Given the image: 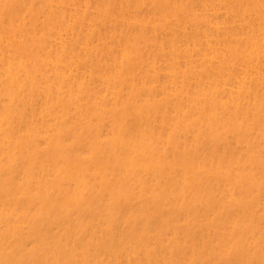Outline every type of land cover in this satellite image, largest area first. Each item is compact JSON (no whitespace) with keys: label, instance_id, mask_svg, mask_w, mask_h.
I'll use <instances>...</instances> for the list:
<instances>
[{"label":"rangeland","instance_id":"374dc122","mask_svg":"<svg viewBox=\"0 0 264 264\" xmlns=\"http://www.w3.org/2000/svg\"><path fill=\"white\" fill-rule=\"evenodd\" d=\"M235 1L238 0L232 2L231 0H0V56L3 54V57L5 56L7 59L5 61V58H0V62L3 59V63H7V61H12L14 57L17 63L22 64H18L17 67L15 62L13 66H16V69H24V67L27 70L30 69V76L28 71L23 74L22 69L19 70L20 72L15 69L20 74L21 81L24 80L21 83L24 84L25 80L30 81L26 82L27 85L33 83L31 87L30 84L25 87L24 85H10L9 82V86L17 87V94L18 92L21 93L15 95V91L11 92L14 88H10L8 85L7 87L3 86V80L6 79L7 81L6 70H4L7 64L5 63L4 66L3 63H0L4 66L2 67L3 70L0 68V76L3 78V80L0 78V113L7 116V112L9 115L14 112L12 115H19L22 123L26 116V119L31 118L30 120H32L34 118V121L35 117L32 114L34 115L36 110L39 112L40 109V112L37 113L40 120L35 115L37 116L36 123L37 120L40 121L38 123H41V121L51 119L55 123L50 121L49 123L53 125L50 126L57 129L55 135V129H48L50 127L48 121L47 124L44 122L45 126H41L43 123L41 125L37 123V125L34 123L35 121L29 126L28 123L32 121L27 119L23 123L24 126L20 124L24 129L21 127L23 129L21 130L22 134L20 132L21 135L18 134L17 137L26 136L27 139H24L23 136L19 141L23 143L26 140L28 143L25 141L26 143L24 142V146H22L23 144L20 143V145L17 142L16 151L12 150L15 153L14 158L10 160L4 157L5 155L0 151V180L2 181L4 178L0 182L1 185L11 183L9 186L14 187L17 191H21L29 184L32 186H28L30 188L27 191V187L24 189V193H30L28 200L22 198L23 201L21 202V197L27 195L23 194L24 190H22L20 192V194L22 193L21 197L18 198L19 203L16 199L20 194L16 193L17 195L14 196L16 199L13 198L14 202H17L15 205L12 206L9 203L5 207L0 206L2 214L3 210L6 211L2 217L3 222H1L4 223V226L0 227V231L11 230L8 233L5 230L3 237L0 234V246H2L0 264H264V30H262V27L264 28V0H256L258 3L262 2L259 3L261 6L255 2L256 5L254 0H242V3L241 0L237 3ZM249 1L250 3H248ZM243 2H246V5L244 3L245 7ZM246 12L252 15L249 16ZM202 14L203 16L206 15L204 18L206 17V20L210 22L198 16H202ZM200 18L207 23H204ZM194 20L198 23L203 21L201 22L202 26L200 23H194ZM252 22L258 24L254 25ZM228 30L233 32L235 30V32L229 34L231 31ZM208 31L212 36L209 35ZM220 32L222 34L224 32L226 35H222ZM194 36L195 39H193ZM230 42L234 43L233 47V43ZM203 43H206L205 46L207 47ZM260 43H263V46L260 47L262 45ZM59 44L60 47H58ZM240 44L244 47H241ZM170 47H173L171 52ZM176 47H179L180 50ZM255 47L260 48H258V52H255L257 49ZM198 50L200 55L196 54L197 56H195ZM61 55L64 56L61 57L62 60H65L66 55L67 61H72L68 63L63 60L64 62H62L60 60ZM256 55L257 57L260 56L256 59ZM225 58L230 63L227 64ZM74 60L79 65L74 64ZM252 60H254V64ZM192 62L196 64L194 65ZM67 63L70 65L68 69ZM56 66L64 69L57 67L60 71L62 70L59 72L56 70ZM50 67L55 69L51 70ZM239 67L241 68L239 69ZM235 68L239 70L237 71ZM68 70L70 71L67 75ZM188 70L191 71L187 72ZM240 70L246 73L249 71V74L247 75ZM72 71L73 73H70ZM250 71H255L256 75ZM59 73L63 75L61 76ZM250 74L251 76H249ZM3 75L6 77L4 78ZM261 76L263 77L261 78ZM24 77L27 79H23ZM70 77L73 78L72 82ZM32 78H38L36 81L39 86ZM77 79L80 81L77 82ZM231 79L234 82H231ZM51 80L52 82L55 81L57 87L52 88L56 85L50 84ZM69 83L70 85H66ZM73 83L76 84L75 86L78 85L76 90L85 86L82 89L84 92L81 91V94V92L73 90L76 88ZM206 83H209V86ZM220 83L224 87L218 86ZM204 84L209 89H206L208 87ZM230 84L233 89L229 87ZM233 84L238 87V91L235 90ZM255 84L260 87H256ZM46 85L48 88L45 87ZM48 85L50 89L52 88L50 91L53 90V94L47 91ZM169 85L172 86V92L167 88V86L170 88ZM242 85L248 87H245L243 92L239 90L240 87H244ZM40 86L44 88L41 89ZM70 86L75 91V97L70 95L71 93L74 95L73 91H69V96L64 95ZM212 86L214 87L212 88ZM22 87L29 90L21 89ZM61 87L63 90L66 87L68 89L64 92L63 90L57 91ZM36 88L38 91L40 89L45 91L47 88L48 93L39 91L44 98L40 97L41 94L36 93ZM31 89L35 91H31ZM55 89L56 91H54ZM224 89L225 92H223ZM249 89L250 91L254 89L253 92L257 96L251 93L252 91L249 92ZM174 91L179 95L173 94ZM219 91L223 98L220 97L221 99L216 100L215 95L218 94V98ZM33 92L34 94H32ZM8 93L13 94L11 99ZM170 93L174 96H171ZM214 93L216 94L212 95ZM226 93L228 94L226 95ZM53 95L56 97L62 95L61 99L63 98V100L53 97ZM259 95L260 98H258ZM63 96H66L67 100ZM45 97H48V100H50L49 97L53 98L51 100L54 102L48 101V105L45 103L47 101L44 102ZM248 97L249 100L246 99ZM35 99L38 102H32ZM256 99H259V102H256ZM39 100H42L44 104ZM220 100L223 101L220 102ZM16 101L18 102L16 104L19 105H10L15 104ZM59 101L67 109L63 105L60 106ZM242 101V105L239 104ZM253 102L257 103V107L254 106L256 104ZM32 103H38L39 107L32 109ZM145 103L153 105L150 106ZM245 103L249 111L245 110L247 107L244 109L241 107L243 104L246 106ZM52 104L54 105L52 106ZM140 104L143 108L141 107L139 110ZM235 104L239 106L235 107ZM45 105L52 109L49 108L44 111ZM14 106L16 107L12 111ZM147 106L149 107L147 108ZM54 107L57 108L56 112H62L64 117L57 114L55 110L51 112L55 109ZM251 107H255V110ZM212 108L216 113L212 111ZM259 108L263 112L255 113L256 110L260 112L258 111ZM145 109L147 110L145 111ZM148 109L150 110L148 111ZM65 110L67 111L65 112ZM230 110L235 111L231 112ZM18 111L19 113H17ZM25 111L26 113H23ZM41 111L48 113L42 117L44 112L41 113ZM28 112L31 117L27 115ZM20 113L23 114L20 115ZM53 113H56L57 116L54 117ZM22 116L25 117L22 118ZM153 116L155 119L152 118ZM60 118L61 123H57ZM150 118L151 120L154 119V122L156 120L155 126L154 122L148 120ZM146 120L147 122H145ZM55 124H60V127L57 126L59 127L57 128ZM144 125L147 128H151V126L155 128L151 129V132L150 129L147 130L146 128L145 133L143 129L144 132L141 130V127L145 128ZM28 127L31 130L34 127L35 130L29 131ZM27 130L31 135L36 133V136L30 137ZM127 130L131 131L128 133ZM139 131L140 133H138ZM147 131L149 132L147 133ZM130 134L132 136L141 134L140 137L137 136L139 139L148 134V138L145 137L146 141L143 139L144 141L139 142L137 137H135L136 139L132 137L135 141L131 142L133 139L129 136ZM128 141L131 142L130 148L133 146L137 148L133 147L134 157H140L144 165L140 164L142 166L138 167L141 160L133 157L132 148L131 154L128 151L129 154H121L123 150L120 151V149L125 146L128 147ZM33 143H36L35 147ZM140 145L144 147L143 149L141 146L144 152L146 150L147 155L143 153ZM36 147L37 151L40 150V152L36 151ZM125 151L126 148L123 152ZM142 153L145 156L142 157ZM38 155L40 156L38 157ZM124 155L127 157L130 155L128 158H133L134 160L131 159V161L135 162V166L136 163L138 165L135 168H139V170L132 169L134 171H131V177L126 173L130 172L128 169H131L133 164H129L130 159L125 158ZM117 156H120V160L121 157H124L127 159L125 161L129 162L126 163L128 169L125 168L127 172L122 170L126 165L121 164L125 163L124 160L120 162L121 167L117 166L120 161H118ZM51 157H53L52 161ZM115 157L118 162H116ZM147 157H149L148 160ZM18 159L20 163L17 161ZM37 161L39 163H36ZM115 162L117 168L114 165ZM155 164L159 165L160 168H158L159 166L156 167ZM112 165L113 167H111ZM129 165H131L130 168ZM146 165L150 170L148 169L149 171L145 173L141 167L146 168ZM12 166L13 169H15L14 167L17 169L13 170ZM74 166L76 167L74 168ZM72 167L77 170L78 176L80 169L84 171L85 174H82L83 171L81 172V179L80 177L78 179L76 174L73 175V171L77 172L76 170L72 171ZM64 168H66V172L62 174ZM18 169H21L19 170L20 173H18ZM11 171L16 178L11 175L13 174ZM103 172L106 173L105 176ZM43 173L46 176V173L50 174V176L48 175L49 181ZM60 173L61 178L63 176L61 181L62 183L64 181V186L68 190L75 188L72 190L76 193L74 195H77L72 198V194H70L71 196L68 194L67 197L72 199L66 198L67 202L70 200L69 203L65 202L67 205L64 203L65 200H59L63 198L57 196L60 193L56 192V188H49L51 180ZM86 173L92 177L89 176L87 179ZM135 173L138 175V179ZM27 176L33 183L29 182ZM39 176L41 180L44 176V181L45 179L46 182L48 181V187L43 184L45 182L42 183L45 189L42 188L41 184L39 185V182L42 181L36 182L40 180ZM74 176L78 180H82V177L85 179L83 178L82 182H76ZM13 177L17 182L12 181ZM61 178L57 179L60 180ZM132 179L136 180L133 181ZM54 180L56 179L54 178ZM68 181L74 185L71 187L69 183L67 186ZM75 183H78V187ZM81 183L84 186L86 183L89 185L91 183V185L84 187ZM23 184L25 187H22ZM15 185H18V188L20 185L22 189L21 187L20 189L16 188ZM80 185L83 186L80 188L84 190L76 189ZM76 190L81 191L77 194ZM71 191L70 193H72ZM33 193H36L35 196ZM31 196L36 198L33 197L34 199H32ZM102 197L103 199H101ZM152 197L153 199H151ZM49 198L51 199L48 200ZM73 203L74 206H71ZM66 207L68 208L66 209ZM187 207L188 209H186ZM17 209L19 210L17 211ZM10 212L17 216L14 214L10 216ZM8 218L11 221L7 220ZM13 220L16 222L13 223ZM11 222L17 226H13ZM9 224L16 228V233L14 228L10 229ZM9 233H11L12 238L5 239L7 235L10 236ZM27 241L30 242L27 243ZM5 250L6 252H4ZM10 255L13 257L11 258Z\"/></svg>","mask_w":264,"mask_h":264},{"label":"bare ground","instance_id":"6f19581e","mask_svg":"<svg viewBox=\"0 0 264 264\" xmlns=\"http://www.w3.org/2000/svg\"><path fill=\"white\" fill-rule=\"evenodd\" d=\"M199 1H200V0H199ZM202 1H204V0H202ZM217 1H218V0H217ZM232 1H234V0H231V2H232ZM238 1H239V0H238ZM238 1H237V2H238ZM259 1H260V0H259ZM261 1H263V0H261ZM222 2H224V1H222ZM225 2H226V1H225ZM227 2H228V1H227ZM235 2H236V1H235ZM237 2H236V3H237ZM255 2H257V1L254 0V3H255ZM233 3H234V2H233ZM241 3H242V0H241ZM244 3H245V5H246V2H243V5H244ZM248 3H250V1H249ZM252 3H253V2H252ZM252 3H251V5H252ZM259 3H260V2H259ZM259 3L257 2L258 5H260L262 2H261L260 4H259ZM263 3H264V2H263ZM201 4H202V2H201ZM229 4H230V3H229ZM255 4H256V3H255ZM257 4H256V5H257ZM44 5H45V4H44ZM44 5H43V7H44ZM219 5H220V4H219ZM245 5H244V7H245ZM263 5H264V4H263ZM199 6L201 7V5H199ZM227 6H228V5H227ZM240 6H242V5L240 4ZM240 6H239V7H240ZM247 6H249V5H247ZM260 6H261V5H260ZM224 7H225V6H224ZM233 7H234V6H233ZM237 7H238V6H237ZM239 7H238V8H239ZM257 7H258V6H257ZM262 7H263V6H262ZM193 8H194V7H193ZM205 8H206V7H205ZM235 8H236V5H235ZM252 8H253V7H252ZM260 8H261V7H260ZM21 9H22V8H21ZM225 9H226V8H225ZM41 10H42V9H41ZM205 10H206V9H205ZM207 10H208V9H207ZM236 10H238V9H236ZM247 10H248V9H247ZM255 10H257V9H255ZM194 11H195V9H194ZM201 11H202V10H201ZM240 11H241V10H240ZM251 11H252V10H251ZM236 12L238 13V11H236ZM236 12H235V13H236ZM249 12H250V11H249ZM249 12H246V13H247L249 16L252 15V14H249ZM259 12H260V11H259ZM199 13H200V12H199ZM242 13H243V11H242ZM246 13H245V14H246ZM262 13H263V12H262ZM91 14H92V13H91ZM31 15H32V14H31ZM88 15H89V14H88ZM192 15H193V14H192ZM229 15H230V14H229ZM242 15H243V14H242ZM258 15H259V13H258ZM194 16H195V14H194ZM196 16H197V15H196ZM198 16L204 18V16H206V15L203 16V14H202V16H200V15H198ZM198 16H197V18H198ZM197 18H195V19H197ZM256 18H257V17H256ZM260 18H261V14H260ZM200 19H201V18H200ZM204 19L206 20V17H205ZM239 19L241 20L240 16H239ZM248 19H249V18L247 17V20H248ZM201 20H203V19H201ZM226 20H227V19H226ZM229 20H230V19H229ZM247 20H246V21H247ZM261 20H262V19H261ZM261 20H260V21H261ZM194 21H195L194 23H196V24H199V23H200L201 26H202V23H201V22H203L204 20L201 21V22L199 21V23L196 22V20H194ZM206 21H209V20H206ZM206 21H204V23H205ZM241 21H242V20H241ZM255 21H256V20H255ZM263 21H264V20H263ZM209 22H210V21H209ZM238 22H239V21H238ZM206 23H207V22H206ZM212 23H213V22H212ZM220 23L223 24L222 22H220ZM239 23H240V22H239ZM252 23H253L254 25H257V24H258V23L255 24L254 22H252ZM252 23H251V24H252ZM214 24H215V23H214ZM224 24H225V23H224ZM259 24H260V23H259ZM191 25H192V24H191ZM203 25H204V24H203ZM210 25H212V24H210ZM231 25H232V23H231ZM260 25H261V24H260ZM205 26H206V25H205ZM205 26H204V27H205ZM212 27H213V26H212ZM255 27H256V26H255ZM261 27H262V26H261ZM261 27H260V30H261ZM188 28H189V27H188ZM201 28H202V27H201ZM250 28H251V27H250ZM204 29L206 30V28H204ZM204 29H203V30H204ZM213 29H214V28H213ZM216 29H217V28H216ZM216 29H215V31H216ZM218 29H219V28H218ZM248 29H249V28H248ZM12 30H13V28H12ZM220 30H221V29H220ZM220 30H219V31H220ZM232 30H233V29H232ZM245 30H247V29H245ZM262 30H264L263 27H262ZM262 30H261V31H262ZM206 31H207V30H206ZM228 31H231V30H228ZM232 32H233V31H231V33H229V32H228V33H229V34H234L235 30H234L233 33H232ZM186 33H187V32H186ZM195 33H196V32H195ZM198 33H200V32H198ZM208 33H209V31H208ZM220 33L222 34V32H220ZM226 33H227V32H226ZM245 33H247V31H245ZM263 33H264V31H263ZM201 34H202V33H201ZM201 34H200V35H201ZM203 34H204V33H203ZM203 34H202V35H203ZM223 34H224V32H223ZM223 34H222V35H223ZM229 34H228V35H229ZM236 34H237V33H236ZM188 35H189V34H188ZM209 35L212 36L211 33H209ZM209 35H208V36H209ZM224 35H226V34H224ZM239 35H240V34H239ZM15 36H16V35H15ZM138 36H139V35H138ZM195 36H196V34H195ZM195 36H194L193 39L196 38ZM213 36H214V35H213ZM219 36H220V35H219ZM231 36H232V35H231ZM231 36H230V37H231ZM236 36H238V35H236ZM241 36H242V35H241ZM262 36H263V35H262ZM192 37H193V36H192ZM204 37H205V36H204ZM221 37H222V36H221ZM232 37L235 38L234 36H232ZM197 38H199V37H197ZM202 38H203V37H202ZM211 38H212V37H211ZM225 38H226V37H225ZM240 38H241V37H240ZM252 38H254V37L252 36ZM256 38H257V36H256ZM263 38H264V36H263ZM203 39H204V38H203ZM206 39H207V38H206ZM213 39H215V38H213ZM213 39H212V41H213ZM242 39H243V38H242ZM188 40H189V39H188ZM198 40H199V39H198ZM200 40H202V39H200ZM204 40H205V39H204ZM209 40H210V39H209ZM223 40H224V39H223ZM228 40H229V39H228ZM237 40H238V39H237ZM245 40H246V39H245ZM261 40H262V39H261ZM196 41H197V39H196ZM225 41H226V40H225ZM225 41H224V43H225ZM229 41H230V40H229ZM243 41H244V40H243ZM39 42H40V41H39ZM191 42H193V41H191ZM197 42H199V41H197ZM205 42H206V41H205ZM208 42H209V41H208ZM210 42H211V41H210ZM213 42H214V44H215V41H213ZM226 42H227V41H226ZM194 43H196V42L194 41ZM199 43H200V42H199ZM222 43H223V42H222ZM230 43L232 44L233 42H230ZM237 43H240V42H237ZM244 43H245V42H244ZM250 43H251V42H250ZM250 43H249V44H250ZM60 44H61V43H60ZM60 44H59L58 47H60ZM175 44H176V42H175ZM175 44H174V45H175ZM177 44H178V43H177ZM187 44H188V43H187ZM201 44H202V42H201ZM205 44H206V43H205ZM205 44L203 43L204 46H205ZM209 44H210V43H209ZM247 44H248V43H247ZM260 44H262V45H260V47L263 46V43H260ZM61 45H62V44H61ZM169 45H170V44H169ZM172 45H173V42H172ZM194 45H195V44H194ZM194 45H193V46H194ZM233 45H234V43L232 44V47H233ZM235 45H236V43H235ZM252 45H254V44H252ZM256 45H257V44H256ZM39 46H40V45H39ZM63 46H64V45H63ZM170 46H171V45H170ZM178 46H179V44H178ZM185 46H186V44H185ZM197 46H198V44H197ZM209 46H210V45H209ZM240 46H241V44H240ZM254 46H255V45H254ZM183 47H184V46H183ZM199 47H200V44H199ZM199 47H198V48H199ZM205 47H207V46H205ZM214 47H215V46H214ZM236 47H237V46H236ZM241 47H244V46L242 45ZM251 47H252V46H251ZM39 48H40V47H39ZM140 48H141V47H140ZM170 48H171V50H170V52H171L172 49H173V47H170ZM176 48H179V47H176ZM188 48H189V47H188ZM191 48H193V47H191ZM196 48H197V47H196ZM245 48L247 49L248 47H245ZM252 48H254V47H252ZM255 48H257L255 52H258V48H259V47H255ZM61 49H62V48H60V50H61ZM228 49H229V48H228ZM239 49H240V48H239ZM248 49H251V48L249 47ZM259 49H260V48H259ZM62 50H63V49H62ZM179 50H180V48H179ZM194 50H195V48H194ZM203 50H204V49H203ZM217 50H218V49H217ZM261 50H262V49H261ZM42 51H43V50H42ZM195 51H196V50H195ZM237 51H238V50H237ZM239 51H241V50H239ZM62 52H63V51H62ZM62 52H61V53H62ZM174 52H175V51H174ZM193 52H194V51H193ZM246 52H247V51H246ZM246 52H245V54H247ZM250 52H252V51H250ZM253 52H254V51H253ZM255 52H254V53H255ZM5 53H6V52H5ZM177 53H178V52H177ZM199 53H200V52H199V50H198V53H195V56H197ZM225 53H226V52H225ZM241 53H242V52H241ZM260 53H261V52H260ZM175 54H176V53H175ZM196 54H197V55H196ZM211 54H212V52H211ZM211 54H210V55H211ZM229 54H230V53H229ZM233 54H234V53H233ZM243 54H244V53H243ZM173 55H174V53H173ZM199 55H200V54H199ZM210 55H208V56H210ZM230 55H231V54H230ZM240 55H241V54H240ZM1 56H2V57H1ZM1 56H0V58H5V56L3 57V54H2ZM6 56H7V55H6ZM10 56L12 57V55H10ZM205 56H206V55H205ZM236 56H237V55H236ZM259 56H260V55H259ZM259 56H258V57H259ZM11 57H10V58H11ZM37 57H38V55H37ZM61 57H64V56H62V55L60 56V60H61L62 62H64L65 60H66V61L68 60V59L66 58V55H65V60L63 59L64 61L62 60ZM180 57H181V56H180ZM198 57H199V56H198ZM211 57H212V56H211ZM211 57H210V58H211ZM221 57L223 58V56H221ZM247 57H248V56H247ZM258 57H257V55H256V59H257ZM8 58H9V55H8ZM182 58H183V57H182ZM234 58H235V57H234ZM11 59H12V58H11ZM11 59H10V60H11ZM16 59H17V58H16ZM69 59H70V58H69ZM201 59H202V58H201ZM226 59H227V58H225V60H226ZM235 59H236V58H235ZM239 59H240V58H239ZM256 59H255V61H257ZM1 60H2V61H1L0 63H3V59H1ZM4 60L6 61L7 59L5 58ZM13 60H14V62H13ZM17 60H18V59H17ZM222 60H223V59H222ZM258 60H259V59H258ZM260 60H261V59H260ZM260 60H259V61H260ZM52 61H54V60H52ZM52 61H51V62H52ZM71 61H72V60H70L69 62L67 61V62L70 63ZM76 61H77V59H76ZM202 61H203V59L201 60V62H202ZM230 61H231V60H230ZM240 61H241V59H240ZM253 61H254V60H252V62H253ZM259 61H258V62H259ZM263 61H264V60H263ZM15 62H16V60H15L14 57H13L12 61H7V63L5 62L7 65H6L5 63H3L4 66L6 65L5 67L2 66V64H0V65H1V67H0L1 69H2V67L6 68V69H4V70H6L5 72H6L7 77L4 76V75H3V76H4V78L6 77V78H7V81H8V83H7L6 79L3 80V78L0 76L1 80L4 81V82H3V83H4L3 86H4V87H7V85L9 86V82H10V85H12V84H14L15 86H17V85H24L25 87H27V86L30 84L29 86L31 87V86L33 85V83H32V84L29 83V84L27 85L26 82H30V81H28V80H27V81L25 80V83H24V84L21 83V82H24V80L21 81V76H20V74H18V72H20L19 70H21L22 68H21V69H18V68L16 69V66H17L18 64H19V65H22V64L17 63V62L15 63ZM46 62H47V61H46ZM51 62H50V63H51ZM54 62H55V61H54ZM59 62H60V61H59ZM193 62H194V61H193ZM193 62H192V63H193ZM228 62H229V61H228V59H227L226 63L228 64ZM238 62H239V61H238ZM250 62H251V61H250ZM250 62H249V64L252 63V62H251V63H250ZM14 63L16 64L15 67L13 66ZM52 63H53V62H52ZM55 63H56V62H55ZM55 63H54V64H55ZM65 63H66V62H65ZM68 63H67V64H68ZM73 63H74V64H78V63H75V60L73 61ZM182 63H183V62H182ZM184 63H185V62H184ZM187 63H188V62H187ZM190 63H191V62H190ZM196 63H197V61H196ZM196 63H195V64H196ZM199 63H200V60H199ZM202 63H203V62H202ZM223 63H224V62H223ZM229 63H230V62H229ZM239 63H240V62H239ZM246 63H247V62H246ZM23 64H24V63H23ZM47 64H49V63H47ZM67 64H66V65H67ZM193 64H194V63H193ZM195 64H194V65H195ZM216 64H217V63H216ZM218 64H219V63H218ZM224 64H225V63H224ZM240 64H241V63H240ZM240 64H238V65H240ZM253 64H254V62H253ZM255 64H257V63L255 62ZM63 65H65V64H63ZM71 65H72V63H71ZM78 65H79V64H78ZM189 65H191V64H189ZM214 65H215V64H214ZM23 66H24V65H23ZM26 66H27V65H26ZM50 66H51V64H50ZM61 66H62V65H61ZM68 66H69V67H68ZM68 66H67V69L70 68V65H69V64H68ZM75 66H76V65H75ZM185 66H186V64H185ZM196 66H198V65H196ZM223 66H224V65H223ZM225 66H226V65H225ZM251 66H252V64H251ZM254 66H255V65H254ZM257 66H258V64H257ZM17 67H18V66H17ZM21 67H22V66H21ZM57 67H59V66H56V68H57ZM77 67H78V66H77ZM183 67H184V65H183ZM212 67H213V66H212ZM247 67H248V66H247ZM249 67H250V66H249ZM260 67H261V66H260ZM260 67H259V68H260ZM27 68H28V66H27ZM50 68H52L51 70L55 69L54 67H50ZM59 68H60V67H59ZM59 68L56 69V70H59V72L62 71V70L60 71V69H64L63 67L60 68V69H59ZM97 68H98V67H97ZM124 68H125V67H124ZM180 68H181V67H180ZM184 68H185V67H184ZM197 68H199V67H197ZM219 68H220V66H219ZM240 68H241V67H239V69H240ZM252 68H253V66H252ZM1 69H0V70H1ZM15 69L18 70V72H17ZM147 69H148V68H147ZM162 69H163V68H162ZM185 69H186V68H185ZM191 69H192V68H191ZM215 69H216V68H215ZM229 69H230V68H229ZM239 69H238V70H239ZM244 69H245V68H244ZM244 69H243V70H244ZM2 70H3V69H2ZM22 70L24 71L23 74H25V72L28 71L29 76H30V71H29L30 69H29V68H28V70H27V69L24 67V69H22ZM25 70H26V71H25ZM65 70H66V69H65ZM79 70H80V68H79ZM199 70H200V68H199ZM222 70H223V69H222ZM231 70H232V69H231ZM235 70H237V68H235ZM238 70H237V71H238ZM250 70H251V69H250ZM252 70H253V69H252ZM256 70H257V69H256ZM256 70H255V71H256ZM259 70H260V69H259ZM66 71H67V70H66ZM66 71H65V72H66ZM69 71H70V70H68V72H66L67 75H68ZM73 71H74V70H73ZM73 71L70 72V73H73ZM76 71H77V70H76ZM76 71H75V72H76ZM80 71H81V70H80ZM189 71H191V70H188L187 72H189ZM195 71H196V70H195ZM208 71H210V70H208ZM233 71H234V70H233ZM240 71H242V70H240ZM244 71H246V70H244ZM244 71H242V72H244ZM255 71H254V72L250 71V72L255 73V75H256V72H255ZM257 71H258V70H257ZM2 72L4 73V71H2ZM54 72H55V71H54ZM81 72H82V71H81ZM247 72H248V73H246V72H244V73H246V74L248 75V74H249V71H247ZM62 73H63V72H62ZM76 73H78V72H76ZM159 73H160V72H159ZM193 73H194V71H193ZM214 73H215V72H214ZM224 73H225V72H224ZM237 73H238V72H237ZM263 73H264V71H263ZM21 74H22V72H21ZM23 74H22V75H23ZM32 74H33V72H32ZM32 74H31V76H32ZM59 74H60V73H59ZM64 74H65V73H64ZM81 74H83V72H82ZM183 74H184V73H183ZM186 74H187V73H186ZM215 74H216V73H215ZM241 74H242V73H241ZM33 75H34V74H33ZM55 75H56V74H55ZM60 75H61V74H60ZM62 75H63V74H62ZM62 75H61V76H62ZM72 75L74 76V74H72ZM78 75H79V74H78ZM84 75H85V73H84ZM187 75H188V74H187ZM187 75H186V76H187ZM191 75H192V74H191ZM195 75H196V74H195ZM207 75H208V74H207ZM222 75H223V73H222ZM228 75H229V74H228ZM234 75H235V74H234ZM252 75H253V74H252ZM261 75H262V74H261ZM24 76H25V75H24ZM186 76H185V78H186ZM188 76H189V75H188ZM198 76H199V75H198ZM202 76H204V75H202ZM224 76H225V74H224ZM236 76H237V74H236ZM242 76H243V75H242ZM249 76H251V74H250ZM32 77H34V76H32ZM37 77H38V76H37ZM52 77H53V76H52ZM66 77H67V76H66ZM75 77L78 78V79H80V78L77 77V76H75ZM205 77H206V75H205ZM211 77H212V76H211ZM222 77H223V76H222ZM229 77H230V76H229ZM229 77H228V78H229ZM238 77H239V76H238ZM240 77H241V76H240ZM252 77H254V76H252ZM262 77H263V76H261V78H262ZM25 78L27 79V77H24L23 79H25ZM57 78H59V77H57ZM70 78H71V82H72V79H73V78H72V77H70ZM70 78H69V79H70ZM85 78H86V77H85ZM206 78H207V77H206ZM206 78H205V79H206ZM246 78H247V77H246ZM259 78H260V77H259ZM261 78H260V79H261ZM32 79H35V78H32ZM36 79H38V78H36ZM36 79H35V81H36ZM78 79H77V82L80 81V80H78ZM201 79H202V78H201ZM203 79H204V78H203ZM205 79H204V80H205ZM207 79H208V78H207ZM237 79H238V78H237ZM250 79L253 81L252 78H250ZM256 79H258V78H256ZM54 80H55V79H54ZM59 80H60V78H59ZM67 80H68V79H67ZM122 80H123V79H122ZM210 80H211V79H210ZM231 80H232V79H231ZM231 80H230V81H231ZM243 80H244V77H243ZM246 80H247V79H246ZM248 80H249V79H248ZM251 80H250V81H251ZM5 81H6V82H5ZM35 81H33V82H35ZM45 81H46V80H45ZM65 81H66V80H65ZM200 81H201V80H200ZM200 81H198V82H200ZM221 81H222V80H221ZM252 81H251V82H252ZM255 81H256V80H255ZM255 81H254V82H255ZM263 81H264V79H263ZM31 82H32V81H31ZM48 82H49V81H48ZM59 82H60V81H59ZM84 82H85V81H84ZM168 82H169V81H168ZM207 82H208V81H207ZM211 82H213V81H211ZM216 82H217V81H216ZM226 82H227V81H226ZM231 82H234V80H232ZM231 82H230V83H231ZM235 82H236V78H235ZM244 82H245V81H244ZM3 83L1 82V84H3ZM6 83H7V84H6ZM49 83H50V84H51V83H54L53 85H56V84H55V81L52 82V80H51V82H49ZM61 83H62V81H61ZM86 83H87V82H86ZM86 83H85V85H86ZM170 83H172V82H170ZM170 83H169V84H170ZM196 83H197V82H196ZM201 83H202V82H201ZM214 83H215V82H214ZM236 83H237V82H236ZM236 83H235V84H236ZM245 83H246V82H245ZM245 83H244V84H245ZM5 84H6V86H5ZM34 84H35V83H34ZM36 84L38 85L37 81H36ZM36 84H35V85H36ZM73 84H74V86L76 85L75 83H73ZM80 84H81V83H80ZM206 84H207V83H206ZM208 84H209V83H208ZM208 84H207V85H208ZM211 84H212V83H211ZM227 84H228V83H227ZM231 84H232V83H231ZM231 84H230V86H229L230 88H232V87H231ZM242 84H243V82H242ZM37 85H36V86H37ZM66 85H70V83H69V84H66ZM81 85H82V84H81ZM184 85H185V84H184ZM201 85H202V84H201ZM204 85H205V84H204ZM207 85H205V86H207ZM212 85H213V84H212ZM214 85H215V84H214ZM220 85H222V86L224 87L223 84H221V83L218 84V86H220ZM233 85H234V84H233ZM237 85H238V84H237ZM239 85H240V84H239ZM246 85H249V84H246ZM252 85H253V84H252ZM260 85H261V84H260ZM263 85H264V84H263ZM38 86H39V85H38ZM38 86H37V87H38ZM48 86H49V85H48ZM51 86H52V85H51ZM64 86H65V85H64ZM77 86H78V85H77ZM77 86H75L76 88L74 87L75 89H73V90H76V89H77ZM83 86H84V85H83ZM169 86H170V85H169ZM175 86H176V85H175ZM208 86H209V85H208ZM208 86H207V87H208ZM225 86H226V85H225ZM234 86H235V90L238 91V87H236V85H234ZM242 86H244V85H242ZM255 86H256V84H255ZM257 86H258V85H257ZM257 86H256V87H257ZM9 87H10V88H14V86H13V87H12V86H9ZM9 87H8V88H9ZM33 87H34V86H33ZM45 87H47V85H46ZM55 87H57V85L54 86V87H52V88H55ZM67 87H68V86H67ZM67 87H66L64 90H63V88L61 87V88L57 89V91H60V92H61V91L63 90V92H64V91H66V90L68 89ZM81 87H82V86H81ZM84 87H85V86H84ZM84 87H83V88H84ZM171 87H172V86H170V88H171ZM213 87H214V86H212V88H213ZM229 87H227V88H229ZM245 87H247V86L240 87V88H243V89H240V88H239V90H241V91H242V90H245ZM250 87H251V86H250ZM252 87H254V85H253ZM252 87H251V88H252ZM258 87H260V86H258ZM8 88H7V89H8ZM40 88H41V86H40ZM43 88H44V87H43ZM43 88H41V89H43ZM47 88H48V87H47ZM47 88H46V90H47ZM52 88H51V89H52ZM83 88H82V89H83ZM167 88H168V90H169L170 92H172V88H171V90H170V88H169L168 86H167ZM167 88H166V89H167ZM200 88H202V87H200ZM225 88H226V87H225ZM236 88H237V89H236ZM247 88H248V87H247ZM247 88H246V89H247ZM262 88H263V87H262ZM7 89H6V90H7ZM15 89H16V90H15ZM21 89H24V90H25V89H27V88L22 87ZM36 89H37V88H36ZM41 89H40L39 91H43V90H41ZM51 89H50V86H49V89H48L47 91H50ZM69 89H70V90H69ZM69 89H68V92L66 91L67 94L64 92V95H66V96L68 95V96H69V94H68L69 91H71V92L73 91L72 88H71V86H70ZM82 89H80V90H76V91H79V92L82 91V92H84ZM138 89H139V88H138ZM206 89H209V87L206 88ZM232 89H233V88H232ZM232 89H231V90H232ZM254 89H255V88H254ZM254 89L251 90L252 92H251L250 89H249V92L254 93V92H253ZM19 90H20V89H19ZM19 90H18V91H19ZM28 90H29V89H27V91H28ZM33 90H34V89H33ZM33 90L31 89V91H33ZM44 90H45V89H44ZM46 90H45V91H46ZM84 90H85V89H84ZM175 90H176V89H175ZM202 90H204V89H202ZM218 90H220V89H218ZM228 90H229V89H228ZM14 91H15V92H14ZM16 91H17V87L14 88L13 91L11 90V92H14V93H16ZM34 91H35V90H34ZM39 91H38V89H37V90H36V93L40 95L41 93H40ZM45 91H43V92L45 93ZM47 91H46V93H48ZM54 91H56V89H55ZM178 91H179V90H178ZM258 91H259V90H258ZM0 92H1V91H0ZM6 92H8V91H6ZM38 92H39V93H38ZM50 92H52V94L54 93L53 90L50 91ZM82 92H81V94H82ZM223 92H225V89H224ZM242 92H243V91H242ZM255 92H256V90H255ZM259 92H261V91H259ZM30 93H31V92H30ZM73 93H74V95H72V93H71L70 95L73 96V97H75V95H76V94H75V91H73ZM143 93H144V92H143ZM176 93H177V92H176ZM176 93H175V91H174L173 94H176ZM220 93H221V92L219 91V96H218V98H217V95H218V94L215 95L216 93H214V94H212V95H215V96H216V100H217V99L219 100V99H221L220 97H222V93H221V96H220ZM228 93H229V92H228ZM228 93H226V95H227ZM232 93H233V92H232ZM239 93H241V92L239 91ZM239 93H238V95H239ZM245 93H246V92H245ZM245 93H243V94H245ZM263 93H264V92H263ZM8 94H9V93H8ZM8 94H7V95H8ZM20 94H21V93L18 92V94L16 93L15 95H20ZM32 94H34V92H33ZM57 94H59V93H57ZM85 94H86V93H85ZM123 94H124V93H123ZM157 94H158V93H157ZM167 94H168V93H167ZM170 94H171V93H170ZM235 94H236V93H235ZM254 94H255V93H254ZM259 94H260V93H259ZM4 95H5V94H4ZM9 95H10V94H9ZM11 95H13V94H11ZM11 95L9 96L10 99L12 98ZM39 95H38V96H39ZM48 95H49V94H48ZM55 95H56V92H55ZM62 95H63V93H62ZM62 95H61V96H62ZM124 95H125V94H124ZM155 95H156V94H155ZM177 95H179V93H177ZM177 95H176V96H177ZM232 95H234V93H233ZM249 95H251V94L249 93ZM255 95H256V94H255ZM45 96H47V95H45ZM50 96H51V95H50ZM61 96H60V97H56V96L53 95V97H56V98H59V99H61ZM66 96H63V97L65 98ZM78 96H79V95H78ZM171 96H174V95L171 94ZM215 96H213V97H215ZM251 96H252V95H251ZM256 96H257V95H256ZM263 96H264V94H263ZM18 97H19V96H18ZM20 97H21V96H20ZM36 97H37V95H36ZM40 97H43V95L41 94ZM40 97H39V98H40ZM51 97H52V96H51ZM51 97H49L50 100L47 99L48 97H45L46 100H44V102L47 101V102H45V103L48 104V101H53V100H51V99H53V98H51ZM76 97H77V96H76ZM126 97H127V96H126ZM179 97H180V96H179ZM224 97H225V96H224ZM226 97H227V96H226ZM43 98H44V97H43ZM56 98H55V99H56ZM71 98H72V97H71ZM180 98H181V97H180ZM188 98H189V97H188ZM222 98H223V97H222ZM228 98H229V96H228ZM233 98H234V97H233ZM250 98H251V100H252V97H250ZM258 98H260V95H259ZM263 98H264V97H263ZM10 99H9V101H10ZM21 99H22V98H21ZM65 99H66V98H65ZM65 99H64V101H65ZM77 99H78V98H77ZM177 99H178V98H177ZM181 99H182V98H181ZM225 99H226V98H225ZM225 99H223V100H225ZM242 99H243V98H242ZM246 99L249 100V97L246 98ZM14 100H16V98H14ZM14 100H13V101H14ZM24 100H25V99H24ZM24 100H23V102H24ZM32 100H33V99H32ZM35 100H36V99H35ZM35 100L32 101V102H38L37 100H36V101H35ZM61 100H63V98H62ZM66 100H67V99H66ZM68 100H69V99H68ZM223 100H220V102L223 101ZM226 100H227V99H226ZM230 100H232V99H230ZM248 100H247V101H248ZM251 100H250V101H251ZM256 100H257V99H256ZM256 100H255V101H256ZM258 100H259V99H258ZM258 100H257L256 102H259ZM260 100H262V99H260ZM263 100H264V99H263ZM39 101H40V100H39ZM73 101H74V100H73ZM196 101H197V100H196ZM234 101H235V100H234ZM237 101H238V100H237ZM240 101H241V98H240ZM23 102H22V103H23ZM25 102H27V101H25ZM40 102H42V100H41ZM53 102H54V101H53ZM74 102H78V101H74ZM218 102H219V101H218ZM245 102H246V100H245ZM251 102H252V101H251ZM251 102H250V103H251ZM256 102H255V103L253 102V103L256 104V105H254V106L257 107V103H256ZM261 102H262V101H261ZM16 103H18V102L16 101L15 104L13 103V104H10V105H12V106H13V105H16V106L19 105V104H16ZM19 103H20V102H19ZM42 103H43V102H42ZM59 103H60V101H59ZM59 103H57V104H59ZM242 103H243V101H242L241 103H239V104L242 105ZM263 103H264V102H263ZM32 104H33V103H32ZM32 104H31V105H32ZM35 104H36V105H35ZM35 104L32 105V106H33L32 109L37 108L38 103H35ZM43 104H44V103H43ZM43 104H41V106H43ZM57 104H56V105H57ZM65 104H66V103H65ZM74 104H75V103H74ZM145 104H146V105H150V103H149V104L145 103ZM193 104H195V103H193ZM233 104H234V102H233ZM248 104H249V103H248ZM258 104H259V103H258ZM24 105H25V104H24ZM26 105H27V104H26ZM34 105H35V107H34ZM39 105H40V103H39ZM48 105H49V104H48ZM48 105H47V106H48ZM53 105H54V104H52V106H53ZM61 105H63V104L60 103V106H61ZM140 105H141L140 107L138 106V107H139V110H140V108L142 107V104H140ZM143 105H144V103H143ZM146 105H145V108H146ZM151 105H153V104H151ZM151 105H150V106H151ZM218 105H219V104H218ZM228 105H229V104H228ZM230 105H231V103H230ZM245 105H246V103H245ZM263 105H264V104H263ZM16 106L12 107V108H13L12 111L14 110V108H15ZM29 106H30V105H29ZM41 106H40V107H41ZM45 106H46V105H45ZM47 106H46V108H43L44 111H45V109H49V108H50V107H47ZM57 106H59V105H57ZM57 106H56V107H57ZM63 106H64V108H66L65 105H63ZM68 106H69V105H68ZM76 106H77V105H76ZM154 106H155V105H154ZM154 106H153V107H154ZM195 106H196V104H195ZM236 106H239V105H236V104H235V107H236ZM250 106H251V105H250ZM252 106H253V105H252ZM4 107H5V105H4ZM38 107H39V106H38ZM43 107H44V106H43ZM69 107H70V106H69ZM148 107H149V106H147V108H148ZM153 107H152V108H153ZM155 107H156V106H155ZM220 107H221V106H220ZM228 107H229V109H230V106H228ZM233 107H234V106H233ZM235 107H234V109H235ZM241 107H243V109H244V107H247V105L244 106V104H243V106H241ZM258 107H259V106H258ZM6 108H7V107H6ZM9 108H10V107H9ZM41 108H42V107H41ZM54 108H55V107H54ZM59 108H60V109H63V108H61V107H59ZM142 108H143V107H142ZM213 108H214V107H213ZM213 108H212V109H213ZM221 108H222V107H221ZM251 108H254V110H255V107H251ZM251 108H250V109H251ZM262 108H263V106H262ZM10 109H11V108H10ZM18 109H19V107H18ZM30 109H31V108H30ZM38 109H39V108H38ZM50 109H52V108H50ZM56 109H57V108L53 109L51 112H54V110H55V112H56V111H57ZM66 109H67V108H66ZM68 109H69V108H68ZM74 109H75V108H74ZM78 109H79V108H78ZM238 109H239V108H238ZM238 109H236V110H238ZM240 109H242V108H240ZM25 110H26V109H25ZM97 110H98V109H97ZM146 110H147V109H145V111H146ZM149 110H150V109H148V111H149ZM152 110H156V109H152ZM231 110H232V108H231ZM231 110H230V111H231ZM245 110H248V111H249V108L247 107V108H245ZM252 110H253V109H252ZM252 110H251V111H252ZM263 110H264V109H263ZM44 111H41V113L44 112ZM48 111H50V110H48ZM61 111H62V110H61ZM61 111H60V112H61ZM66 111H67V110H65V112H66ZM68 111H69V110H68ZM102 111H103V110H102ZM104 111H105V110H104ZM148 111H147V113H148ZM212 111H214V109H213ZM212 111H211V109H210V112H212ZM234 111H235V110H234ZM234 111H231V112H234ZM243 111H244V110H243ZM258 111H260V112H257V110H256L255 113H262V112H263L262 110H260V108H259ZM261 111H262V112H261ZM39 112H40V109H39ZM39 112H37V110H36V113L33 112L34 115L31 113L32 116L35 117V120H34L35 122L33 121V119H34L33 117H32L33 119L30 120V119H31V118H30L31 115H30V113L28 112L29 114H27V115L30 116V117H29L30 119H28V118H27V119H28V121L30 120V122L32 121L31 123H28V121H27V123L29 124V126H30V124H32L33 122L36 123V117L38 116L37 113H39ZM136 112H137V111H136ZM214 112H215V111H214ZM238 112H239V110H238ZM245 112H246V111H245ZM7 113H8V115H9V112H7ZM7 113H6V114H7ZM10 113H11V112H10ZM13 113H14V112H12V114H13ZM17 113H19V111H18ZM17 113H16V114H17ZM23 113H26V111L23 112ZM23 113H22V114H23ZM46 113H48V112L46 111ZM46 113L44 112V114L42 115V117H43L44 115H46ZM56 113H57V112H56ZM56 113H53V114L55 115L54 117L57 116ZM102 113H103V112H102ZM102 113H101V114H102ZM215 113H216V112H215ZM255 113H254V114H255ZM263 113H264V112H263ZM12 114H11V115H12ZM22 114L20 113V115H22ZM57 114H60V116H62V112H61V113H57ZM76 114H77V113H76ZM101 114H100V115H101ZM104 114H105V113H104ZM247 114H248V113H247ZM250 114H251V113H250ZM0 115H1V116H0V151L2 152V154L5 155L4 157H6V158H8V160H10V159H13V158H14V155H15V153H13L12 150H13V149L15 150V149L17 148V142L20 144V143H21L20 141H21V139H22L21 137L24 136V135H23V136H20V137H19L20 139L17 137L18 134H19V135L22 134L21 130L24 129L23 126H24L25 124H23V123H25V121L27 120V119H26L27 116H26V115H25L26 117H25V116H22V118L25 117V118H24L25 120H23L24 122L21 123V121H20V119H19V115H15V114H14V115H12V116H11V115H9V116L7 115V116H6L4 113H3V114L0 113ZM35 115H37V116H35ZM47 115H49V114H47ZM51 115H52V113H51ZM145 115H148V114L145 113ZM149 115H150V114H149ZM151 115H152V114H151ZM153 115L155 116L156 114H153ZM252 115H253V114H252ZM259 115H260V114H259ZM14 116H18V117H14ZM101 116H102V115H101ZM154 116H153L152 118H154ZM253 116H254V115H253ZM45 117H46V116H45ZM62 117H64V116H62ZM20 118H21V117H20ZM22 118H21V119H22ZM39 118H40V116H38V119H39ZM46 118H47V117H46ZM57 118H59V117H57ZM41 119L44 120V118H41ZM47 119H48V118H47ZM53 119H54V118H53ZM144 119H145V118H144ZM154 119H155V118H154ZM154 119L151 120V118H150V119H148V120H149V121L151 120L152 123H153V122H154ZM39 120H40V119H39ZM39 120H37V123H38ZM55 120H57V119H55ZM47 121H48V123H49L50 121H51V123L53 122V120H51V119H50V120L48 119ZM47 121L44 120V121H41V123H38V124L41 125V124L43 123V125H41V126H45V125L47 124V123H46ZM60 121H61V118H60L59 122H57V123H61ZM39 122H40V121H39ZM44 122H45L46 124H45ZM145 122H147V120H146ZM145 122H144V123H145ZM155 122H156V120H155ZM155 122H154V126H155ZM27 123H26V127H27ZM37 123H36V124H37ZM51 123H49L48 126H50ZM53 123H55V122H53ZM150 123H151V122H150ZM150 123H149V124H150ZM20 124H22L23 126H22V125L20 126ZM38 124H37V125H38ZM44 124H45V125H44ZM55 125H56V124H55ZM137 125H138V124H137ZM147 125H148V124H147ZM151 125L153 126V124H151ZM151 125H150V126H151ZM51 126H53V125H51ZM51 126H50L48 129L53 128V127H51ZM57 126L60 127V124H57L56 127H57ZM139 126H140V124H139ZM144 126H145V125H144ZM148 126H149V125H148ZM152 126H151V128H150V127L147 128V126H145V128H144V127H141V130L143 129V130L145 131V129L147 128V130L150 129L149 131L151 132V131L155 128V127H152ZM21 127H22L23 129H22ZM54 127H55V126H54ZM59 127H57V128H59ZM137 127H138V126H137ZM40 128H41V127H40ZM43 128H44V127H43ZM45 128H46V127H45ZM27 129H28L29 131L31 130V128H29V127H28ZM54 129H55V130H54ZM68 129H69V128H68ZM134 129H135V128H134ZM151 129H152V130H151ZM28 130H27V131H28ZM32 130H35L34 127L32 128ZM32 130H31V131H32ZM50 130H51V129H50ZM53 130H54V133H55V131H56L57 129H56V128H53ZM53 130H52V131H53ZM141 130H140V131H141ZM143 130H142V132H144ZM24 131H25V130H24ZM24 131H23V132H24ZM29 131H28V133H29ZM52 131H51V132H52ZM127 131H128V130H127ZM130 131H131V130H130ZM130 131H128V133H129ZM132 131H133V130H132ZM135 131H136V130H135ZM140 131H139L138 133H140ZM149 131H147V133H148ZM20 132H21V134H20ZM41 132H42V131H41ZM45 132H46V131H45ZM47 132H50V131L47 130ZM57 132L60 133V131H57ZM136 132H137V131H136ZM136 132H134V133H136ZM28 133H27V134H28ZM54 133H53V134H54ZM134 133H133V135H134ZM145 133H146V131H145ZM29 134H30V133H29ZM35 134H36V133H35ZM35 134L33 133L32 135H35ZM19 135H18V136H19ZM32 135L30 134V137H32ZM37 135H38V132H37ZM55 135H56V133H55ZM57 135H58V134H57ZM139 135H141V134H139ZM139 135L132 136V134H130L129 136H130L131 138H132V137L135 138V137H137V136H139ZM142 135H144V134L142 133ZM35 136H36V135H35ZM24 137H25L24 139H27L26 136H24ZM39 137H41V136H39ZM139 137H140V136H139ZM145 137L148 138V134H146L145 136H143L142 139L140 138L141 140H140L138 137H137V139H138V141L140 142V141H144L143 139H145ZM36 138H37V137H36ZM53 138H54V137H53ZM131 138H129V139L131 140ZM43 139H44V137L42 138V140H43ZM132 139H133V138H132ZM135 139H136V138H135ZM19 140H20V141H19ZM32 140H34V139H32ZM32 140H31V141H32ZM36 140H37V139H36ZM56 140H57V139H56ZM23 141H24V140H23ZM25 141H26V140H25ZM25 141H24V142H25ZM29 141H30V139H29ZM134 141H135V140L133 139L131 142H134ZM145 141H146V139H145ZM24 142L21 143V144H23L22 146H24ZM26 142H27V141H26ZM26 142H25V143H26ZM131 142H129V141L127 142V144L129 143V146H128V147H129V150H127L128 147H126V146L124 145V143H126V142L123 143V145H124L125 147L122 146L123 149H120V151H121V150L124 151L125 148H126V151H125V152L122 151L121 154H123V153H124V154H129V153H127V151L130 152V154H131V148H132V153H133V147L135 148V146H133V147L130 148V144H131ZM224 142H225V141H224ZM27 143H28V142H27ZM36 143H37V142H36ZM36 143H35V144L33 143V144H34V147H35ZM136 143H137V141H136ZM145 143H146V142H145ZM21 144H20V145H21ZM133 144H134V143H133ZM133 144H132V145H133ZM27 145H28V144H27ZM27 145H26V146H27ZM49 145H50V143H49ZM132 145H131V146H132ZM135 145L137 146L138 144H135ZM144 145H145V144L143 143V146H144ZM146 145H147V143H146ZM31 146H32V145H31ZM50 146H51V145H50ZM50 146H49V147H50ZM69 146H70V145H69ZM72 146H73V145H72ZM141 146H142V145H140V147H141ZM143 146H142V147H143ZM32 147H33V146H32ZM122 147H121V148H122ZM142 147H141V149H142ZM18 149H19V145H18ZM39 149H40V148H39ZM135 149H137V148H135ZM135 149H134V150H135ZM143 149H144V147H143ZM143 149H142L143 153H146V150H145V152H144ZM145 149H146V147H145ZM27 150H28V149H27ZM31 150H32V149H31ZM47 150H48V149H47ZM15 151H16V150H15ZM15 151H14V152H15ZM19 151H20V149H19ZM36 151H37V147H36ZM135 151H137V150H135ZM1 152H0V154H1ZM11 152H12V153H11ZM24 152H25V151H24ZM37 152H40V150H38ZM46 152H47V151H46ZM48 152H49V151H48ZM119 153H120V152H119ZM135 153H136V152H135ZM143 153H142V157L145 156V154H143ZM158 153H159V152H158ZM10 154H13V155H10ZM24 154H25V153H24ZM44 154L47 155V154H49V153H44ZM44 154H43V155H44ZM133 154H134V153H133ZM136 154L138 155V153H136ZM146 155H147V153H146ZM25 156H26V155H25ZM39 156H40V155H38V157H39ZM79 156H80V155H79ZM115 156H116V155H115ZM120 156H122V155H120ZM120 156H117L118 161L120 160V159H119ZM129 156H130V155H128V157H129ZM131 156H132V155H131ZM134 156H135V154L133 155V157H134ZM139 156H140V153H139ZM4 157H3V158H4ZM53 157H54V156H53ZM53 157H51V161H52V158H53ZM124 157L127 158L128 160L130 159L129 162L131 161V159H133V158H131V157L128 158L127 155H126V156L124 155ZM124 157H121V160H124L123 162H125V163H121V164H124V165H125L128 161L126 162L125 160H127V159H124ZM136 157H137V156H136ZM136 157H134V158L136 159ZM17 158H18V157H17ZM54 158H55V157H54ZM100 158H101V157H100ZM122 158H123V159H122ZM137 158H139L138 160H141L140 157H137ZM145 158H146V157H145ZM148 158H149V157H147V160H148ZM4 159H5V158H4ZM21 159H22V158H21ZM25 159H26V158H25ZM74 159L77 160V158H74ZM80 159H82V158L80 157ZM80 159H78V160H80ZM115 159H116V157H115ZM115 159H114V161H115ZM86 160H87V159H86ZM121 160L118 162L117 159H116V162H118V163H117V164H118V165H117L118 167H121V166H120V165H121V164H120ZM133 160H134V159H133ZM144 160H145V159H144ZM15 161H16V159H15ZM17 161H19V163H20V160H19V159H18ZM24 161H25V160L23 159V162H24ZM48 161H49V160H48ZM51 161H50V162H51ZM99 161H100V159H99ZM136 161H137V160H136ZM21 162H22V161H21ZM27 162H28V161H27ZM41 162H42V161H41ZM46 162H47V161H46ZM88 162H89V161H88ZM116 162L114 163L115 166H116ZM129 162H128V163H129ZM137 162H139V161H137ZM1 163H2V162H1ZM16 163H18V162H16ZM36 163H39V162L37 161ZM55 163H56V162H54V164H55ZM73 163H74V161H73ZM85 163H86V162H85ZM148 163H149V162H148ZM155 163H156V162H155ZM4 164H5V163H4ZM33 164H34V163H33ZM54 164H53V165H54ZM86 164H87V163H86ZM112 164H113V163H112ZM129 164H131V165L133 164L134 167H133V165H132V168H131V169H128V168L126 167V166H127V164H126L125 167H124V169L127 168L128 170H130V172H129L130 174H129V173H126V175L128 174V176L131 177V175H132L131 171H134V170H132V169L135 168V167L138 166V165H139L138 167L144 165V162H143V164H142V160H141V161L138 163V165H137V163H136V166H135V162H134V161H133V162L131 161ZM140 164H142V165H140ZM146 164H147V161H146ZM15 165H16V164H15ZM15 165H14V166H15ZM18 165H19V164H18ZM38 165H39V164H38ZM38 165H36V166H38ZM55 165H56V164H55ZM57 165L60 166L59 163H57ZM91 165H92V163H91ZM96 165H98V164H96ZM131 165H129L128 167L130 168ZM155 165H156V164H155ZM155 165H154V167H155ZM117 166H116V168H117ZM122 166H123V165H122ZM146 166H147V165H146ZM149 166H150V165H149ZM151 166H152V165H151ZM157 166H159V165H156V167H157ZM4 167H5V166H4ZM22 167H24V166H22ZM54 167H56V166H54ZM65 167H66V166H65ZM75 167H76V166H74V168H75ZM111 167H113V165H112ZM154 167H152V168L154 169ZM14 168L17 169L16 167H14ZM29 168H30V167H28V169H29ZM34 168H35V167H34ZM62 168H63V167H62ZM66 168H67V167H66ZM66 168L63 169V172L61 171L62 174H63V173L65 174V172H66ZM78 168H79V167H78ZM80 168H81V167H80ZM122 168H123V167H122ZM122 168H120V169H122ZM146 168H147V170H146ZM146 168H144V166L141 167V169H142L143 171L145 170V173H146V171H149V170H150V169L148 168V166H147ZM152 168H151V170H152ZM158 168H160V166H159ZM158 168H157V169H158ZM12 169H13V166H12ZM12 169H11V170H12ZM15 169H13V170H15ZM21 169H22V168H21ZM21 169H18V171L21 170ZM28 169H27V170H28ZM30 169H31V168H30ZM53 169H54V168H53ZM53 169H52V170H53ZM59 169H61V167H59ZM82 169H84V168H82ZM112 169H113V168H112ZM124 169H122V170L127 172V170H126V169L124 170ZM135 169H136V170H139V168H135ZM141 169H140V170H141ZM148 169H149V170H148ZM33 170H34V169H33ZM71 170L73 171V170H76V169H73V167H72ZM136 170H135V171H136ZM25 171H26V170H25ZM29 171H30V170H29ZM56 171H57V170H56V168H55V172H56ZM67 171H69V170H67ZM78 171H79V169H78ZM82 171H83V170H82ZM82 171H81V169H80L79 176H78V172H77V170H76L77 173H75V171H73V172H74L73 175L76 174V176H78V179H79V177H80V179H81V176H82V174L84 173V171H83V172H82ZM90 171H91V170H90ZM153 171H154V170H153ZM153 171H152V172H153ZM2 172H3V171H2ZM11 172L13 173V171H11ZM20 172H21V171H19L18 173H20ZM27 172H28V171H27ZM52 172H54V171H52ZM69 172H70V171H69ZM81 172H82V174H81ZM85 172H86V171H85ZM136 172H137V171H136ZM140 172H141V171H140ZM6 173H7V172H6ZM15 173H16V171H15ZM103 173H104V172H103ZM103 173H102V174H103ZM107 173H108V171H107ZM133 173H134V172H133ZM141 173H143V172H141ZM7 174H8V173H7ZM16 174H17V173H16ZM25 174H26V173H25ZM39 174H40V173H39ZM43 174H44V173H43ZM46 174H47V176H46L45 174H44V175L46 176V178H48L47 180L49 181V176H50V174H48V173H46ZM52 174H56V173H52ZM52 174H51V175H52ZM80 174H81V175H80ZM84 174H85V173H84ZM86 174H87V173H86ZM105 174H106V173H104L103 175L105 176ZM110 174H111V173H110ZM137 174L139 175L140 173L138 172ZM137 174L135 173V175L137 176L136 178L138 179V175H137ZM11 175L14 176V173L11 174ZM27 175H28V174H27ZM48 175H49V176H48ZM67 175H69V174H67ZM87 175H88V174H87ZM100 175H101V174H100ZM2 176H3V174H2ZM2 176H1V179H2ZM40 176H41V174H40ZM40 176H39V177H40ZM52 176H53V175H52ZM54 176H55V175H54ZM59 176H60V177H59ZM83 176H84V175H83ZM89 176H90V175L87 176V179L89 178ZM14 177H15V176H14ZM14 177H13V178H14ZM19 177H20V176H19ZM28 177H29V176H27L26 178L28 179ZM37 177H38V176H37ZM69 177H70V176H69ZM90 177H92V176H90ZM94 177H95V176H94ZM94 177H93V178H94ZM102 177H103V176H102ZM132 177H134V176H132ZM8 178H9V177L7 176V179H8ZM15 178H16V177H15ZM15 178L12 179V181L14 180V182H17V181L15 180ZM43 178H44V176L42 177V180H41V177H40V180H37V179H38V178H37V179H36L37 181H36V180H34V181H36V182H38V181H42V182H39V185L41 184V186H42V183L45 182V183H43V184L46 186V185L48 184V183H47L48 181L46 182V179H45V181H44ZM50 178H51V177H50ZM54 178H55L56 180H54ZM54 178H53L54 181L50 179V180H51V183L49 182L50 185H49V184H48V185H49V188H50V189H51V187H54V188H56V189H55L56 192H57L58 194H59V193L61 194V195H60V194L57 195V196H59V198H60V197L63 198V199H59V200H62V201L65 200L64 203H65V202H66V203H69L70 200L73 198V196H74V197L77 196V195H74V194H76V193H75V191L72 190V189H75V188H71L72 191L69 189V190L72 192V193H70V191L64 186V184H63L64 181H63V183H62V181H61V180L63 179V176H62V178H61V173H60V175L57 174V177H54ZM57 178H61V179L59 180V179H57ZM74 178H75L74 180H75L76 182H78V181H79V182H82V180L85 179L84 177H82V180H78L75 176H74ZM83 178H84V179H83ZM93 178H91V179L93 180ZM3 179H4V178H3ZM3 179H2V181H3ZM34 179H35V176H34ZM69 179H71V178H69ZM115 179H116V178H115ZM8 180H9V179H8ZM8 180H7V181H8ZM28 180H29V179H28ZM67 180H68V179H67ZM132 180H133V179H132ZM135 180H136V179H134L133 181H135ZM2 181L0 180V182H2ZM31 181H33V180L31 179ZM70 181H72V180H70ZM85 181H86V180H85ZM88 181H89V180H88ZM26 182H27V180H26ZM26 182H25V186L27 185ZM29 182H30V180H29ZM29 182H28V183H29ZM96 182H97V181H96ZM12 183H13V182H12ZM23 183H24V182H23ZM30 183H33V182H30ZM69 183L71 184V185H70L71 187H72V185H74V183L72 184L71 182L68 181V182H67V186H68ZM88 183H89V182H88ZM91 183H92V182H91ZM91 183H90V185H91ZM94 183H95V182H94ZM14 184H16V183H14ZM14 184H13V185H14ZM37 184H38V183H37ZM75 184H76V183H75ZM79 184H80V183H79ZM9 185H11V183H10ZM9 185H1V183H0V206H1V207H5V205H7V204H9V203H10L12 206H13V204L15 205L18 201H20V200L18 199V198L21 197V194H22V193L20 194V192H22V190L26 189V187H27L26 191L28 190V188L32 187V186H30V184L28 185V186H30V187H28V186L25 187L24 184H23L22 187H25V188L22 189V187H21L20 185H19V188H18V185H15L16 188L20 189V187H21V189H22L21 191H20V190L17 191V189H15L14 187H11V186H9ZM39 185H38V187H39ZM48 185H47V187H48ZM65 185H66V184H65ZM81 185L84 186V184H82V183H81ZM81 185L79 186V188H76V189H81V188L83 187V186H81ZM87 185H88V187L90 186L89 184L86 183L85 186H87ZM101 185H102V184H101ZM41 186H40V187H41ZM45 186H42V188L45 189V188H44ZM76 186L78 187V183L76 184ZM76 186H75V187H76ZM85 186H84V187H85ZM172 186H173V185H172ZM47 187H46V188H47ZM80 187H81V188H80ZM186 187H187V186H186ZM13 188H14V189H13ZM42 188H41V189H42ZM54 188H53V190H54ZM68 188H69V187H68ZM86 188H87V187H86ZM86 188H85V189H86ZM102 188H103V187H102ZM257 188H258V187H257ZM39 189H40V188H39ZM57 189H58V190H57ZM46 190H47V189H46ZM81 190H84V189H81ZM81 190H79V192H80ZM14 191H15V193H14ZM184 191H185V190H184ZM18 192H19V193H18ZM24 192H25V190L23 191V194H27V193H28V192H26V193H24ZM45 192H46V191H45ZM73 192H74V193H73ZM76 192H77V194L79 193L78 190H76ZM182 192H183V191H182ZM16 193H17V194H20V195L17 197V199L14 198V196H15ZM93 193H94V192H93ZM13 194H14V195H13ZM17 194H16V195H17ZM33 194H34V193H33ZM35 194H36V193H35ZM35 194H34V196H35ZM49 194H51V193L49 192ZM68 194H69V195L72 194V198L69 197L70 200L67 202V199H66V198H68V197H67V196H69ZM115 194H116V193H115ZM120 194H121V193H120ZM29 195H30V193L27 194V195H25L24 197L22 196V197H21V202L23 201L22 198H24V199L26 198V199L28 200V199H29V198H28ZM39 195H41V194H39ZM34 196H31L30 198H32V199L36 198V197H34ZM70 196H71V195H70ZM105 196H106V195H105ZM33 197H34V198H33ZM37 197H40V196H37ZM13 198L17 200L16 203L14 202ZM42 198H43V197H42ZM46 198H47V197H46ZM69 198H68V199H69ZM79 198H80V197H79ZM163 198H164V197H163ZM165 198H166V197H165ZM174 198H175V197H174ZM26 199H25V200H26ZM50 199H51V198H49L48 200H50ZM101 199H103V197H102ZM101 199H100V201H101ZM151 199H153V197H152ZM12 200H13V201H12ZM16 200H15V201H16ZM42 200H43V199H42ZM55 200H56V199H55ZM161 200H162V199H161ZM161 200H160V201H161ZM43 201H44V200H43ZM103 201H104V200H103ZM200 201H201V200H200ZM11 202H14V203H11ZM32 202H33V200H32ZM48 202H49V201H48ZM50 202H53V201H50ZM54 202H55V201H54ZM18 203H19V202H18ZM62 203H63V202H62ZM66 203H65V205H67ZM242 203H243V202H242ZM52 204H53V203H52ZM71 204H72V203H71ZM11 205H10V206H11ZM59 205H60V204H59ZM75 205H76V204H75ZM103 205H104V204H103ZM10 206H9V207H10ZM12 206H11V207H12ZM42 206H43V205H42ZM47 206H48V203H47ZM71 206H74V203H73V205H71ZM15 207H16V206H15ZM15 207H14V208H15ZM107 207H108V206H107ZM243 207H244V205H243ZM12 208H13V207H12ZM41 208H43V207H41ZM67 208H68V207H66V209H67ZM75 208L77 209V206H76ZM81 208H82V207H81ZM92 208H93V207H92ZM131 208H132V207H131ZM131 208H130V209H131ZM4 209H5V208H4ZM88 209H89V208H88ZM186 209H188V207H187ZM5 210H7V209H5ZM9 210H11V208H9ZM18 210H19V209H17V211H18ZM92 210H93V209H92ZM131 210H132V209H131ZM7 211H8V210H7ZM75 211L77 212V210H75ZM78 211H79V210H78ZM190 211H191V210H190ZM231 211H232V210H231ZM5 212H6V211H5ZM5 212H4V210H3V214H4ZM45 212H46V211H45ZM170 212H171V211H170ZM14 213H16V212L14 211ZM14 213H11V212H10V216H11V214L13 215ZM71 213H72V212H71ZM84 213H85V212H84ZM88 213H89V212H88ZM110 213H112V212H110ZM126 213H127V212H126ZM1 214H2V213L0 212V218H1L0 220H2V219H3L2 217L4 216L3 214H2V215H1ZM44 214H45V213H44ZM14 215L17 216L16 214H14ZM164 215H165V214H164ZM15 216H13V217H15ZM88 216H89V214H88ZM88 216H87V217H88ZM91 216H92V215H91ZM5 217H6V216H5ZM5 217H4V219H6ZM10 218H11V219H14V218H12V217H10ZM42 218H43V217H42ZM221 218H222V217H221ZM16 219H17V218H16ZM47 219H48V218H47ZM160 219H161V218H160ZM7 220L11 221L9 218H8ZM21 220H22V218H21ZM29 220H30V219H29ZM5 221H6V220H5ZM5 221H4V222H5ZM9 221H8V222H9ZM30 221H31V220H30ZM38 221H39V220H38ZM1 222H3V220L0 221V223H1ZM14 222H16V220H13V223H14ZM28 222H29V221H28ZM105 222H106V221H105ZM169 222H170V221H169ZM199 222H200V221H199ZM6 223H7V221H6ZM6 223H5V224H6ZM9 223H10V222H9ZM13 223L11 222V224H13ZM45 223H46V222H45ZM55 223H56V222H55ZM1 224H2V225H1ZM1 224H0V227H3V226H4V225H3L4 223H1ZM9 225H10V224H9ZM14 225H16V224H13V226H14ZM35 225H36V224H35ZM16 226H17V225H16ZM147 226H148V224H147ZM20 227H21V226H20ZM44 227H45V226H44ZM11 228L13 229L14 227H12V226L10 225V229H11ZM23 228H24V227H23ZM29 228H30V227H29ZM147 228H148V227H147ZM2 229H3V228H2ZM7 229H8V227H7ZM15 229H16V228H14L13 230L15 231ZM5 230H6V229H5ZM5 230L0 231V234L2 235V237H3V235H5V234H3V232H4ZM28 230H29V229H28ZM45 230H46V229H45ZM8 231L11 232V230H9V229L6 230L7 233H8ZM14 231H13V232H14ZM36 231H37V230H36ZM39 231H40V230H39ZM41 231H42V230H41ZM110 231H111V230H110ZM4 233H5V232H4ZM7 233H6V234H7ZM15 233H16V231H15ZM9 234H10L11 237H10L9 235H7L8 238H7V236H6V238H5V237H4V238H5V239L12 238L11 233H9ZM19 234H20V233H19ZM34 234H36V232H34ZM13 235H15V234L13 233ZM22 235H23V234H22ZM0 239H1V237H0ZM5 239H4V240H5ZM142 239H143V238H142ZM28 240H29V239H28ZM143 240H144V239H143ZM30 241H31V240H30ZM30 241H27V243L30 242ZM32 241H34V240L32 239ZM230 241H231V240H230ZM241 242H242V241H241ZM0 243H1V240H0ZM3 244H5V243H3ZM3 244H2V245H3ZM23 244H24V243H23ZM81 244H82V243H81ZM43 245H45V244H43ZM43 245H42V246H43ZM1 247H2V246H0V249H1ZM17 248H18V247H17ZM2 249H3V248H2ZM46 250H47V249H46ZM4 252H6V250H5ZM5 254H6V253H5ZM7 254H8V253H7ZM32 254H33V253H32ZM0 255H1V254H0ZM0 257H1V256H0ZM7 257H8V255H7ZM10 257H11V255H10ZM12 257H13V256H12ZM12 257H11V258H12ZM29 257H30V256H29ZM32 257H33V256H32ZM40 257L42 258V255H41ZM46 257H47V256H46ZM25 258H26V257H25ZM41 258H40V259H41ZM7 259H8V258H7ZM23 260H24V259H23ZM253 260H254V259H253ZM16 261H17V259H16Z\"/></svg>","mask_w":264,"mask_h":264}]
</instances>
